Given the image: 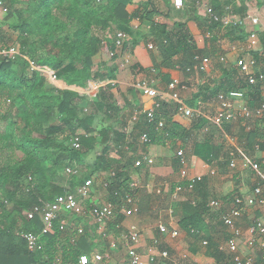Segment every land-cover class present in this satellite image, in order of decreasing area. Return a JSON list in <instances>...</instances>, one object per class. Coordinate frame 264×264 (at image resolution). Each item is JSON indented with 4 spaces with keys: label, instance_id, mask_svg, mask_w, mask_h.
<instances>
[{
    "label": "trees",
    "instance_id": "1",
    "mask_svg": "<svg viewBox=\"0 0 264 264\" xmlns=\"http://www.w3.org/2000/svg\"><path fill=\"white\" fill-rule=\"evenodd\" d=\"M0 1L8 8V14L2 22L6 28L0 31V50L8 49L7 45L10 43L16 44L20 53L25 55L36 69L54 72L56 79L77 89H85L89 83L114 78L112 71L114 69L102 73L101 68L95 66L94 59L100 56L101 52L103 55L106 50L108 54L114 52L118 32L130 38L123 44V50L140 43L145 45L151 43L156 47L155 51L161 58V66L178 68L177 71L186 77L191 75L193 78V73H186L185 70L195 63V58L208 57L217 52V49H214L208 54L204 49L197 47L195 39L187 28L189 17L186 14V4L179 10L172 5L167 13L168 16L161 13L150 0L141 3L136 9L130 8L131 0ZM202 1L191 0L193 12L198 13L195 7L197 4L203 11L200 18L194 13L195 16L191 17V21H195L202 32L210 34L213 43L225 38L230 41L229 43L245 42L247 44L250 30L247 31L242 22L246 15L244 0L237 4L236 0H207L205 6L202 5ZM207 6L219 17H223L226 14V8L230 7L232 14L240 17V24L222 29L220 23L209 19L205 14ZM159 16L168 18L172 26L156 21L155 18ZM132 21H137L138 25L133 27ZM95 30L100 32L101 36L97 35ZM218 31L223 34L217 36L215 32ZM10 32L17 34L14 41ZM255 34L257 45L261 47L264 55V31H256ZM214 45L219 44L214 43ZM250 55L255 57L257 53L250 51ZM26 57L19 55L13 60L10 56L0 55V126L4 124V130L0 131V143L3 149L13 153L19 151L22 155L20 160L13 158L10 161L0 162V194L2 202L6 201V204H0L4 214L3 222L0 224V264H78L81 253L88 254L90 263L95 264L92 258L94 247L92 236L86 230L84 235L77 234L81 217L63 214L60 220L64 224V229L59 230V225L55 223L53 234L44 236L42 239L46 243L44 251L37 254L29 253L24 240L16 234L22 213L35 206L42 207L52 202L56 196L63 194L66 186L62 184L63 180L61 181L60 178L61 174H64V168L73 162L79 166L87 154L94 149L96 143L91 129L94 117L92 114L82 115L78 108L79 102L84 97L70 90H51L50 93L52 92L55 97L54 101L53 103L47 101L48 94L44 92L47 90L46 82L38 75V72H32L31 78H28L30 65L25 60ZM151 60L152 65L147 69L148 74L151 75L154 69L160 75L154 58ZM135 68H138V65ZM217 70L220 72L219 78L212 81L213 86H204L205 91L196 99L189 100V108H198L199 100L206 104L220 93L226 94L233 91L244 92L246 101L249 99L251 102L247 104L249 107H255L261 103L260 86L248 85L235 64L228 68L218 66ZM160 78L166 84L170 82L167 75L161 74ZM104 88L99 89L95 101L91 103L95 113L100 109L110 108L108 101L111 97L107 92L108 88ZM10 96L19 104L15 113L3 107V102L8 97L10 99ZM156 102L159 103V108L155 111L153 121L148 123L145 116H141L135 124L141 134L139 138L146 135L150 144L157 140L164 143L190 138L191 156L211 166L216 154L213 134H208L212 126L209 121L195 115L189 127L183 128L172 121V114L180 113L175 104L160 100ZM9 117H11L10 120H8ZM159 122H162V128H158ZM230 125L231 123L226 126ZM205 130L207 132H204ZM225 130L228 131V128ZM242 131L241 140L244 142V145L241 144L242 148L254 152L255 146L260 142L257 140L260 138L258 131L249 132L244 129ZM199 132H203L200 138L197 135ZM34 133H37V136H34ZM76 136H79L81 150H74L70 146L72 139ZM227 157L229 159V154ZM96 163L95 170L101 169L109 176V202L118 203L121 196L127 192L128 164L121 168L120 160L114 162L102 156L97 157ZM178 164H180L179 158ZM224 164L228 167L229 160L224 161ZM183 165L179 169L176 164L179 173L186 171ZM87 174L84 177L89 178L91 173ZM79 179L81 180V178H71L70 187L75 182L81 183ZM182 186L185 187L186 184L182 183ZM172 188L174 190V187ZM134 204L139 211L137 204ZM9 206H12L11 209L8 208ZM206 207L208 203L205 202L183 201L180 204L181 215L178 225L185 234L193 236L195 242L206 243V254L215 264H234L228 253L220 251L219 246L212 239L200 233L202 215L206 212ZM70 219L71 223H69ZM121 220L122 216L117 215L113 223H105L101 228L116 230L115 226ZM41 227L42 224L36 217L30 222L27 221L23 230L38 233ZM94 230L97 231V233L94 232L95 238L102 240V230L97 228Z\"/></svg>",
    "mask_w": 264,
    "mask_h": 264
},
{
    "label": "crops",
    "instance_id": "2",
    "mask_svg": "<svg viewBox=\"0 0 264 264\" xmlns=\"http://www.w3.org/2000/svg\"><path fill=\"white\" fill-rule=\"evenodd\" d=\"M142 1L138 0L137 2ZM150 1L164 15H168L167 13L173 2V0ZM251 1L252 0H244L246 15L242 21L243 24H245V29L247 31L253 29L255 32L264 31V7L261 9L262 12L260 14L252 7L253 3ZM138 6L139 5L136 4L132 8L136 9ZM201 13H203L202 10L199 14ZM186 14L188 15L189 12L186 11ZM233 16L235 18L237 17V19L240 18L237 15ZM249 16L256 18L258 20V25L254 27L250 26L247 21ZM166 19L170 21L164 16L155 18L156 21L164 24H167V22H165ZM193 33L196 35L199 34L200 31L196 29ZM195 41L197 47L203 49L206 40L204 39L203 41L197 37ZM129 48L123 50L113 59H109V56L104 57V55H102V61H100V56L94 61L95 64L101 68L102 73L114 69L112 70L114 78L100 82L102 89H105L104 87L108 88L107 92L111 97V100L108 101L110 108L100 109L95 113L93 109L89 107V110L84 109L86 114H82H92L94 117L91 129L96 143L94 149L89 152L82 163L79 164L80 169H82L81 174H83V176L80 177V182L82 183L85 179H92L93 184L89 190V199L84 204V213L82 216L77 217H81L77 227V234L78 231L81 230V234L78 235H84L86 230V232L92 236V243L95 247V249L94 247L92 249L94 250L92 251V258L94 260L95 254L106 257V260L103 259V264L127 263L126 251L121 245L119 237L132 226L140 232V240L136 245V251L143 256V258L147 257L148 247L153 239L156 238L160 241L159 250H167L173 259L181 260V256L185 255L187 256L186 260L192 264L214 262L213 259L206 254V243L203 245V242H195L193 236L185 234L180 229L178 225L181 215L180 204L185 200H192L198 203H209L211 200L220 202L221 206H223L222 209L211 210L206 207V212L202 215L200 233L202 236L212 239V241L219 246V250L226 253V237L228 238L229 233L221 221L222 214L230 207L231 200L234 196L249 197L254 187L258 184H263L260 175L254 172L250 166L251 163L256 162L260 158L261 153L256 150L250 152L242 148L241 144L244 145V142L241 140L243 135L242 130L244 129L249 132L257 130L260 135V138L257 140L260 141L264 135V123L252 121L250 124L248 123L246 125L244 122H234L233 124L231 123L230 126L225 125L226 127L223 126L219 128L212 125L208 134H213L212 137L216 155L211 166L205 164L201 159L191 156L190 138L184 141L175 140L173 142L166 141L164 143L157 140L149 145H142L139 139L141 135L139 133L140 131L135 127L136 123H133L131 118L135 112L145 111L153 104L152 99L143 96L142 93L135 88L138 81L151 77L147 69L152 65V55L145 49L146 47H144L143 43ZM224 49L228 66L234 63L237 56H242L243 58H248L250 56V53L246 49L245 42H231L224 46ZM257 50L259 52L257 55L260 53L263 55V51L258 45ZM157 56L156 59L154 58L155 64L161 62V58L158 54ZM125 61H128V63ZM137 65L138 68H135ZM212 69L213 67H211L210 72ZM158 72L160 75L169 76L170 80L179 79L182 84L185 85L186 88L181 92L180 96L184 105L189 108L188 101L192 100V93L195 92V96L199 94V92L194 91L193 88L196 90V87H201L203 80H200V77L197 76L194 78L193 83H187V77L183 73L177 71L176 68L173 69L161 66ZM160 75L157 73V77H155L156 88L163 93L166 92L167 84L165 81L161 80ZM92 85L93 83H89L85 89L79 90L75 87H68L64 83L59 85L54 83L57 89L74 91L80 97L87 98L89 102L95 101L96 95L99 89H101L93 90L94 86ZM247 100L246 103L248 102L247 104H250L251 102H249V99ZM202 104V101L200 102L199 100V102H197L198 108H189L193 112L192 116H190L191 118H187L182 113L177 112L172 114V121L187 129L192 118L195 117V115H199V109L204 107H200ZM239 105L240 102L237 101L235 106L239 107ZM80 107L81 105L79 108ZM226 128H228L229 132L233 131L236 137L228 136L230 134L225 130ZM211 129L215 130L217 135H222L226 144L219 143L217 141L218 139H216L217 136H215V132H211ZM114 133L117 134L115 135ZM197 135L200 138L203 132H199ZM230 138L235 139V145L232 147L231 144H229V142L231 143ZM232 149H234L236 155V167L234 169H230L229 166L227 167L224 164V161L228 162L227 155ZM178 152H181L185 159L184 165L187 176H200L202 178V184L201 182V185L198 183L195 190L192 192H184L178 199L172 200L171 194L174 191L172 187L175 188L180 182L179 169H181V165L178 164ZM100 156L112 159L114 162L120 160L121 163L119 167L121 168L128 164L129 181H138L140 187L133 192L135 203L139 209L138 213L129 218L122 217L121 222L115 226L116 230H108L109 234L107 237L102 233V243L98 244L97 240H95L98 238H95L94 233H97V231L94 230L97 226L89 213L93 206H101L109 202L108 189L110 182L106 172L101 169L95 170L94 168V166H97L96 159ZM145 158L152 159L153 164H143L142 167L138 169L134 167V162L137 160L143 161ZM176 164L179 169L176 167ZM220 170H222V172ZM211 172H214V174H211ZM87 173H91V176H88L89 178L84 177V175H88ZM62 184L66 186V191H73L75 187L79 185L75 182L74 185L70 187L71 182L67 180H64ZM158 190L161 191V194H157ZM116 218L117 215L113 220L115 221ZM258 219L264 220V207L248 209L242 217L236 220V225L241 231L245 232L247 226L252 221ZM71 222L72 220L69 223ZM160 225L167 227L168 230H177L178 237L171 238L169 235L160 234L158 232V226ZM106 230L107 228H104L105 232ZM204 240V242H206V239ZM238 243L239 251L243 257H253L257 263L264 264L260 262L259 252L257 250L247 248L243 239L239 240ZM101 252L103 253L101 254ZM121 253L123 254L122 257ZM80 255H87L89 258L88 254L81 253ZM160 263L161 262L157 260L156 264Z\"/></svg>",
    "mask_w": 264,
    "mask_h": 264
},
{
    "label": "built area",
    "instance_id": "3",
    "mask_svg": "<svg viewBox=\"0 0 264 264\" xmlns=\"http://www.w3.org/2000/svg\"><path fill=\"white\" fill-rule=\"evenodd\" d=\"M189 0H173L172 5L176 10L184 7V5ZM238 1V0H236ZM8 14V8L3 2L0 1V25L4 18ZM205 14L209 19L220 23L221 28L225 29L227 27H235L240 24V20L235 18L232 14L231 8H226V14L221 18L213 12L210 7H205ZM250 26L254 27L258 25V20L254 17H248L247 20ZM243 22V21H242ZM129 40L128 36L122 32L116 34L115 50L108 54L109 59L118 56L123 51V44ZM148 51H155L151 43L145 45ZM246 49L250 53H259L257 50V37L255 31L252 29L249 32V39L246 44ZM0 55L10 56L11 59H15L17 52L14 48L2 49L0 50ZM223 62V58L220 59ZM128 63V61H125ZM212 58L202 57L195 58V63L188 67L186 73H194L195 75L208 74L212 67ZM227 64V63H226ZM224 64V65H226ZM239 68V73L241 76L245 77L246 82L250 86L259 85L262 92V101L255 107H249L246 103V95L242 91H233L226 94H218L208 103V106L212 107L210 109L211 114L204 113V108H200L199 116L204 117L209 123L215 127H223L234 122H244L246 125L252 121H260L264 123V55L262 53L256 55L255 57L250 55L248 58H243L242 56H237L234 63ZM30 66L35 68L31 63ZM36 69V68H35ZM39 72H49L46 70H38ZM178 70V68L176 69ZM50 73V72H49ZM156 71L152 69L151 77L138 81L135 88L142 93L143 96L148 97L153 100V104L150 108L145 111H137L132 115L131 121L137 123L141 116H145L148 123H151L154 119L155 111L159 108V103L156 100L164 101L167 103H173L177 106L178 111L183 113L186 117L192 116L193 112L191 109L187 108L183 101L181 100V92L186 88L185 85L179 79H171L166 85V92H161L156 88ZM52 76L49 74V79ZM54 79V77H53ZM53 81V80H51ZM204 81L202 82V84ZM93 90H98L101 88L100 82L93 83ZM239 101V107L235 106V103ZM213 111V112H212ZM158 128H162V122L158 123ZM204 132H207L205 130ZM142 144L149 145L150 140L146 135H142L140 138ZM231 139V147L235 144V139ZM70 146L74 150H81L79 136L72 139ZM255 150L261 153L258 161L251 163V168L254 172L258 173L262 178L263 184H258L252 191L251 196L241 197L234 196L231 200L230 207L225 210L222 214L221 221L223 225L227 228L229 236L226 241V251L231 256V261L234 264H259L253 257H243L239 251V240L245 237L246 247L252 250H257L259 252V260L264 263V220L258 219L252 221L246 228L245 232L241 231L237 225L236 220L242 217L244 213L254 207H264V135L259 144L255 146ZM229 168L234 169L236 167V155L235 151L232 149L229 151ZM180 159V164L183 165L184 159L181 152L177 153ZM144 161V162H143ZM137 160L134 163L135 168H140L143 164L152 165L153 160L145 158L144 160ZM262 165V168H260ZM214 174V172H211ZM64 175L71 178H80L81 169L76 163H71L69 166L64 168ZM114 173L112 174V176ZM180 182L174 188L171 194L172 200L178 199V197L184 192H192L195 186L202 181L200 176L189 177L185 171L179 173ZM182 183L186 186L183 187ZM93 184L92 179H87L81 184L77 185L73 191H65L63 194L56 196L52 202L44 204L42 207L35 206L31 210L25 213V218L28 222L34 220L36 217L39 218L42 227L38 233L20 231L16 234L24 240L27 246V250L31 254H37L44 251L46 243L42 241L44 236L52 235L54 232V224L59 225V230L64 229V224L61 223L60 218L63 214H70L75 217L82 216L84 213V204L89 199V190ZM140 187V183L136 180H130L127 182L126 190L127 192L121 196L118 203H106L101 206H93L90 210V217L93 222L97 224L100 230L104 232V228L101 226L105 223H110L113 221L116 215H121L123 218H129L137 214L138 210L135 207V199L133 192ZM157 194H161L158 190ZM0 204H6V201L2 202L0 194ZM208 208L211 210L222 209L220 202L217 200H211L208 203ZM3 211L0 207V223ZM158 232L163 235H169L171 238L178 237L177 230H168L165 226H158ZM81 234V230L78 231ZM120 243L126 251L127 263L126 264H156L159 260L160 264H192L186 260L185 255L181 256V260L173 259L167 250H159L160 241L158 239H153L147 250V257L143 258L137 251L136 245L140 240V232L135 227H130L127 231L119 237ZM159 250V251H158ZM103 259L100 254L94 255V263H102ZM56 258V262H58ZM78 264H91L87 255H80L78 259ZM206 264H215L214 262Z\"/></svg>",
    "mask_w": 264,
    "mask_h": 264
},
{
    "label": "rangeland",
    "instance_id": "4",
    "mask_svg": "<svg viewBox=\"0 0 264 264\" xmlns=\"http://www.w3.org/2000/svg\"><path fill=\"white\" fill-rule=\"evenodd\" d=\"M25 0H23V2H24ZM138 0H132V4H131V6L133 5V6H135L136 4H138V5H140L141 3H144V2H146V1H148V0H145V1H142V2H137ZM151 2V1H150ZM239 2H241V0H238L237 2H236V4L237 3H239ZM243 2V1H242ZM252 3H253V5H252V7L253 8H255L256 10H257V12L258 13H260L261 14V9L264 7V0H252L251 1ZM136 3V4H135ZM207 3V0H203L202 1V5H207L206 4ZM210 2H208V4H209ZM191 5H192V2H191V0H189L187 3H186V5H185V8L187 9V11L189 12V14H188V21H187V28L189 29V31H190V33H191V35L193 36V38L194 39H196L197 37H199L201 40H203L204 41V39L206 40V43L204 44V46H203V49H204V51L206 52V53H210V51H212L213 52V50L214 49H217V52L214 54V55H210V56H208V57H210V58H212V67H213V69L211 70V72L210 73H208V74H200V75H198L199 77H200V80H203L204 81V84H202V86L200 87V86H198V87H200L199 89H197L198 87H196V90H195V88H193V90L194 91H198L199 92V94H201V93H203L204 91H205V89H203V87L204 86H210L211 84H212V81L214 80L215 81V79H218L219 78V76H220V72L217 70V67L219 66V67H224V68H228V64H226L227 63V61H226V58H225V49H224V46H226V45H228L229 44V42L230 41H228L227 39H225V38H221V39H219V41H216V42H214L215 44L216 43H218L219 45L217 46V45H214V43H213V40L210 38V34H208V33H204V32H202L199 28H198V26H197V24L195 23V21H191V17L192 16H195L194 15V13L197 15V17L199 16V18H200V16H201V14H199V12L201 11V7L197 4L195 7H196V9L198 10V13H196L195 11L193 12L192 11V9H191ZM131 6H130V8H131ZM132 6V7H133ZM201 8V9H200ZM264 9V8H263ZM222 18V17H221ZM237 18V17H236ZM165 22H167V25L169 26V27H171L172 26V23L170 22V21H168L167 19H166V21ZM131 25H133V26H137L138 25V22L137 21H132V24ZM6 25L3 23L2 24V22H1V25H0V31H1V29H5L6 27H5ZM193 26H194V29H193ZM196 29H197V31H200V33L199 34H196V35H194V31H196ZM97 35H100L101 36V33L100 32H98L97 30H95L94 31ZM11 33V37H12V40L14 41L15 39H16V37H17V34L16 33H12V32H10ZM9 33V34H10ZM216 33V35L217 36H221L222 34H223V32L221 33L220 31H218V32H215ZM110 34V33H109ZM111 35H108V37H110ZM208 36V37H207ZM112 37V36H111ZM129 38V37H128ZM130 39V38H129ZM210 39V40H209ZM212 40V41H211ZM144 45V47H145V44H143ZM7 47H9V48H14L15 50H16V52H17V56L16 57H18L19 55L20 56H24V57H26L25 55H22L21 53H20V50H19V47L16 45V44H14V43H10V45H7ZM223 47V48H222ZM259 47V46H258ZM150 53V52H149ZM103 55H104V57H108V52H107V50L103 53ZM151 57L152 58H155L156 59V57H158L157 56V54L155 53V51L153 52V53H151ZM98 57V56H97ZM97 57H95V61H96V59H98ZM101 58H102V52H101V55H100V61H102L101 60ZM221 58H223L224 60H223V62H221ZM25 60H27L28 61V63H29V65H30V63L31 62H29L30 60L26 57L25 58ZM220 64V65H219ZM224 64H226V65H224ZM161 62H157L156 63V69L157 70H159L160 68H161ZM95 66H96V64H95ZM94 69H96V68H94ZM32 72H38V75H40L42 78H44V80H45V82H46V88L45 89H47L46 91H44V92H46L47 94H48V96H47V101H49L50 103H53V101H54V94L51 92L50 93V91L51 90H59V89H57L55 86H54V83H56L57 85H59V84H62V83H64V81H61V80H59V79H56L55 78V74H54V72H44V71H42V72H39V71H37L35 68H33L32 66H30V68H29V70H28V75H29V77L28 78H31V73ZM49 74L52 76V78H51V80H53V81H51L50 79H49ZM186 76V75H185ZM193 78H191V75L190 76H188L186 79H187V83H193L194 82V78H196L197 77V75H195L194 73H193ZM53 77H54V79H53ZM206 83V84H205ZM210 83V84H209ZM65 84V83H64ZM66 85V84H65ZM67 86V85H66ZM211 86H213V85H211ZM68 87H74V86H68ZM76 88V87H75ZM192 89V88H191ZM190 89V90H191ZM79 90H83V89H79ZM45 93V94H46ZM199 94L198 95H196L195 96V92H193L192 93V99L194 98V99H196V97H198L199 96ZM8 99H9V97L3 102L4 103V105H3V107L5 108V109H7V108H9V109H11L12 110V113H15V110H17V107H19V104H18V101H16V100H14L13 99V97L12 96H10V99H9V101H8ZM2 103V104H3ZM76 103H78V101L76 100ZM91 103L92 102H89V100L87 99V98H83L80 102H79V104L81 105V107L79 108V106L80 105H78V108H79V110H80V113L81 114H86V112L84 111V109H88L89 110V107H91ZM12 104H14V105H12ZM204 106V107H203ZM200 107H203L204 108V111L206 112V113H209V114H211V111H210V109H212V107H210V106H208V103H206V104H202V105H200ZM20 109H21V107H20ZM187 118H191V117H187ZM11 119V117H9L8 118V120H10ZM7 122V121H6ZM235 126H237V125H235ZM4 130V124H1V126H0V131L2 132ZM211 132H215V136H217V138L216 139H218L217 141L219 142V143H225L226 144V142H225V139H224V137H222V135H217V133H216V131L215 130H213V129H211ZM239 132V131H238ZM79 133H81V132H79ZM230 135H228V136H232V137H236V134L233 132V131H230V133H229ZM34 136H37V133H34ZM216 141V142H217ZM229 144H231L230 142H229ZM11 152V153H10ZM21 157H22V155H21V153L19 152V151H16V152H14L13 153V151H10V150H5V149H3L2 148V144L0 143V162H4V161H7V160H12L13 158L15 159V160H20L21 159ZM82 170V169H81ZM81 176H83V174H81L80 175V177ZM60 178V177H59ZM61 181L63 180H67V181H71V179H69V177H66L63 173L61 174ZM80 180V179H79ZM62 181V182H63ZM24 183H26V181L24 180ZM11 207L12 206H9L8 208L9 209H11ZM25 213H26V211H24L23 213H22V215H21V219H19V221H18V225H17V229H16V233L17 232H20V231H24L23 229H25L24 228V224L27 222V220H26V218H25ZM3 216H4V214H2V220H1V222H3ZM1 224V223H0ZM96 226H97V224H95ZM97 229H98V226H97ZM228 232V231H227ZM103 234H105L106 235V237H107V235L109 234L108 233V230H106V232L104 231V232H102ZM102 235V234H101ZM111 239V238H110ZM109 239V240H110ZM95 240H97V243L98 244H100V243H102V240L101 239H95ZM245 240V237H243V241ZM225 244V243H224ZM203 245H205V243H203ZM94 249H95V247H94ZM92 251H94V250H92ZM226 253H227V251H226ZM122 253H121V257H122Z\"/></svg>",
    "mask_w": 264,
    "mask_h": 264
}]
</instances>
